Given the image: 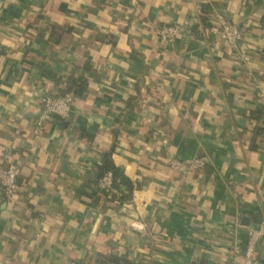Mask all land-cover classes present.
<instances>
[{"label":"crops","instance_id":"crops-1","mask_svg":"<svg viewBox=\"0 0 264 264\" xmlns=\"http://www.w3.org/2000/svg\"><path fill=\"white\" fill-rule=\"evenodd\" d=\"M215 16L236 49L212 41ZM71 78L69 118L39 125ZM261 90L264 0H0V169L18 179L14 198L0 190V264L238 260L264 221ZM109 153L132 187L105 198Z\"/></svg>","mask_w":264,"mask_h":264},{"label":"built area","instance_id":"built-area-1","mask_svg":"<svg viewBox=\"0 0 264 264\" xmlns=\"http://www.w3.org/2000/svg\"><path fill=\"white\" fill-rule=\"evenodd\" d=\"M217 24L208 28L207 32L215 43H223L230 49H236L240 43L242 36L237 26L228 22L222 16H215ZM159 38L162 42L173 44L178 36V28L175 26H163L159 29ZM245 62L247 57H243ZM260 101L264 105V90L260 91ZM73 104V96L64 94L57 97L41 98V110L39 116V125H43L47 120L56 118L66 121L69 118L70 110ZM171 166L174 169L201 170L205 167L203 159L191 160L186 166L178 161H172ZM113 178L110 171L103 174L98 181V188L107 194L114 192L112 188ZM0 190L6 199L14 198L18 190L17 170L10 166L0 169ZM264 237V221L259 222L255 226L249 227L247 231V240L243 248L236 250L238 260L229 262V264H264L257 257V245Z\"/></svg>","mask_w":264,"mask_h":264},{"label":"trees","instance_id":"trees-1","mask_svg":"<svg viewBox=\"0 0 264 264\" xmlns=\"http://www.w3.org/2000/svg\"><path fill=\"white\" fill-rule=\"evenodd\" d=\"M206 12V11H204ZM208 12V11H207ZM203 23H207L206 21L202 20ZM217 22H214V23H210V24H205L204 26H206V28H210L214 25H216ZM68 93H71L73 94L72 96L74 97L77 96V95H80L83 90H84V83L81 81V80H77V81H74L72 78L69 80L68 82ZM107 171H110L111 174H112V178H113V183H112V188L114 190H119L120 187L122 186H126L127 189L131 190V182L119 171V169H117L111 162V159H110V153L109 154H105L103 157H102V161H101V164L97 167V173H98V176L101 178L103 176V174ZM101 194L103 197L107 198L109 196V194L101 191ZM129 195H130V192H129ZM128 195H125V196H122V200H125L127 199ZM112 261L113 263H116L114 262L113 260H110Z\"/></svg>","mask_w":264,"mask_h":264},{"label":"water","instance_id":"water-1","mask_svg":"<svg viewBox=\"0 0 264 264\" xmlns=\"http://www.w3.org/2000/svg\"><path fill=\"white\" fill-rule=\"evenodd\" d=\"M243 221H244L243 223L246 225V219H244Z\"/></svg>","mask_w":264,"mask_h":264}]
</instances>
